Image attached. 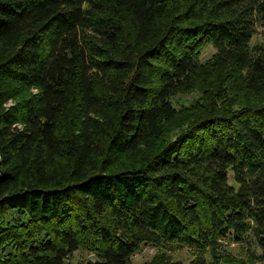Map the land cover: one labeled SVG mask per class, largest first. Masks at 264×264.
Instances as JSON below:
<instances>
[{"label":"trees","instance_id":"16d2710c","mask_svg":"<svg viewBox=\"0 0 264 264\" xmlns=\"http://www.w3.org/2000/svg\"><path fill=\"white\" fill-rule=\"evenodd\" d=\"M257 27L264 0H0V264H68L85 244L79 264L148 244L240 264L226 240L264 264ZM197 79L236 107L166 137Z\"/></svg>","mask_w":264,"mask_h":264},{"label":"rangeland","instance_id":"374dc122","mask_svg":"<svg viewBox=\"0 0 264 264\" xmlns=\"http://www.w3.org/2000/svg\"><path fill=\"white\" fill-rule=\"evenodd\" d=\"M256 43L264 44V36L260 32V27H257V31L251 38L250 45ZM214 51L215 49L212 45L204 44L200 52V61L207 62ZM170 100L177 109V115L167 126L166 137L168 138L195 122L192 118L205 115L213 106L220 114L229 113L232 108L236 107L233 104H229L228 98L220 99L215 88L211 86V82L202 79H197L190 89L175 93ZM245 101V98L236 100L237 103ZM11 103L12 101L8 102V104ZM86 240L94 244L91 239L88 238ZM225 244V254H229L237 262L241 261L240 264H262L251 255V251H253L255 246H251L248 249L245 243H235L227 240ZM91 248V244H85V246L80 247L68 258V264H79L88 259L94 261L96 257ZM192 258V253L186 247H177L169 250L148 244L140 246L133 252L129 258V264H189Z\"/></svg>","mask_w":264,"mask_h":264}]
</instances>
